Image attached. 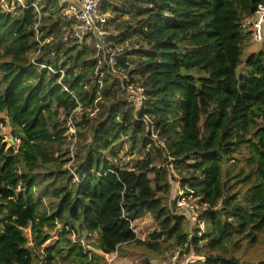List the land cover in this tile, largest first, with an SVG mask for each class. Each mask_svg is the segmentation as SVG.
Returning a JSON list of instances; mask_svg holds the SVG:
<instances>
[{
    "label": "trees",
    "instance_id": "16d2710c",
    "mask_svg": "<svg viewBox=\"0 0 264 264\" xmlns=\"http://www.w3.org/2000/svg\"><path fill=\"white\" fill-rule=\"evenodd\" d=\"M23 2L0 0V264H109L129 247L145 264L182 248L188 264H264L241 254L264 243V51L247 53L246 27L264 0H103L130 18H108L101 51L71 37L60 0Z\"/></svg>",
    "mask_w": 264,
    "mask_h": 264
},
{
    "label": "built area",
    "instance_id": "2783aa9c",
    "mask_svg": "<svg viewBox=\"0 0 264 264\" xmlns=\"http://www.w3.org/2000/svg\"><path fill=\"white\" fill-rule=\"evenodd\" d=\"M5 1L7 0H4V2ZM15 2L19 5L24 4L23 0H15ZM60 3L63 6L62 18L73 23L72 30L70 32L71 37L79 42L84 40H86L87 43L91 42L92 46L98 51L104 50V41L106 38L109 16L102 11L103 0H60ZM33 6L36 8L35 5ZM2 7L5 8V4H3ZM255 15L256 21H248L246 25L250 27L249 29L253 28L254 37L256 40H259L257 38H260L261 36V25L264 24V5L259 7ZM63 41H66V38H64ZM115 63L116 54H108L107 64L113 73H115ZM126 81H128L127 78ZM127 89L128 102L135 103L137 107H139L144 100L143 89L139 87L134 89L130 85L127 86ZM8 145L13 146L16 150L19 146V140L11 139ZM174 194V202L178 208L182 207V205L187 202L186 199L192 198L191 196H186L183 190L180 189L179 185H176L174 188ZM76 237L77 235L75 236V234L71 235L74 242L81 244L82 247H86L84 239L81 237L76 239ZM111 262L112 260L108 263L110 264Z\"/></svg>",
    "mask_w": 264,
    "mask_h": 264
},
{
    "label": "rangeland",
    "instance_id": "374dc122",
    "mask_svg": "<svg viewBox=\"0 0 264 264\" xmlns=\"http://www.w3.org/2000/svg\"><path fill=\"white\" fill-rule=\"evenodd\" d=\"M117 13H112L113 11V5L112 7H109V10L106 12L109 16V21L111 18H115L117 21H122L123 19L127 20L130 18V15L126 13V11L122 8L121 4L117 3ZM251 21V20H248ZM247 21V22H248ZM246 22V23H247ZM247 28H250L246 25ZM260 30V38H257L259 40H256L254 37V32H252V42L250 48L247 50L248 54L251 53H257L259 51H264V37L263 35V25H261ZM92 45V44H91ZM124 48H127V44H123ZM128 49V48H127ZM131 49V48H130ZM3 134L5 136V141L9 143L11 140L10 137V131L8 129H3ZM175 196L171 197V201H174ZM186 203L182 205V207L179 208L178 212L179 217L183 220H186L189 225H191V228L193 229L194 226L198 223V205L194 199H186ZM174 203V202H173ZM175 209L176 206L174 205ZM155 224L153 223V220L150 216L145 217L142 220H139L134 223L133 229L138 238L145 239L147 235L154 229ZM27 235L30 237L31 233L30 230L26 231ZM56 233V232H55ZM53 233L51 236V239L46 242L45 245H52L57 239V234ZM86 233H82L80 237L84 239L85 245L94 244L96 242L97 236L93 235L91 237H86ZM73 239V238H72ZM78 239V237H76ZM264 250V243H260L255 247H248L246 249L241 250L242 255H247L248 259H255L259 258ZM126 256L117 257L113 255L115 258L112 264H145L144 263V253L140 248H133L129 247L128 251L126 252ZM41 255L42 253L39 252ZM197 260V256L194 253V251H190L189 253H186L184 248L182 249H170L168 251L160 253V255L153 259L149 260L148 262L150 264H188L192 263ZM110 260H108L109 262ZM44 264H73L70 262V260L60 261V260H54L51 263H44Z\"/></svg>",
    "mask_w": 264,
    "mask_h": 264
}]
</instances>
